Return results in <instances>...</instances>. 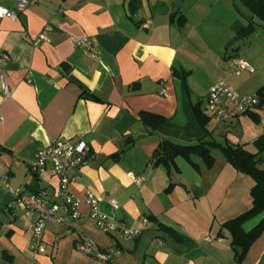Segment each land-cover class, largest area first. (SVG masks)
Masks as SVG:
<instances>
[{"label":"crops","instance_id":"0c3cea01","mask_svg":"<svg viewBox=\"0 0 264 264\" xmlns=\"http://www.w3.org/2000/svg\"><path fill=\"white\" fill-rule=\"evenodd\" d=\"M17 1L0 0V6L14 11ZM27 1L18 20L0 19V77L5 76L10 91L7 96L0 78V264H238L229 233H219L222 224L251 208L254 181L229 164L220 149H211V168L194 156L197 171L179 157L178 171L169 175L166 167L154 165L160 144L200 140L153 131L141 113L183 129L188 123L184 80L190 103L200 104L206 116L207 95L218 83L257 96L264 87V57L244 52L234 27H247L251 20L263 24L242 13L238 0ZM47 28L52 42L36 46ZM79 39H88L98 56L77 48ZM236 58L254 73L239 68ZM250 113L258 123L249 113L225 121L209 115L206 140L229 141L255 153L254 142L264 136V104ZM56 139L85 141L91 148L92 161L82 169L73 194L82 199L92 192L104 213L130 228L143 230L148 219L141 236L122 243L102 234L82 205L80 220L50 224L45 250L31 252L38 216L18 205L4 179L14 189L45 192L47 202L58 203V177L51 170L39 176L31 171L37 152ZM134 178L141 179L140 186ZM159 224L172 227L185 242ZM81 240L94 242L112 260L104 263L81 253ZM243 264H264V233Z\"/></svg>","mask_w":264,"mask_h":264},{"label":"built area","instance_id":"2783aa9c","mask_svg":"<svg viewBox=\"0 0 264 264\" xmlns=\"http://www.w3.org/2000/svg\"><path fill=\"white\" fill-rule=\"evenodd\" d=\"M29 2L18 0L14 11L0 6V19L9 18L18 20L20 14L25 12ZM50 29L41 32L36 40L37 46L41 42L51 43ZM77 48L86 50L93 58L98 56V51L88 39L75 41ZM9 61L10 54L3 57ZM234 63L250 73L254 69L244 60L234 59ZM239 74V73H238ZM1 86L5 88L7 96L10 95L5 76L1 73ZM163 91L162 94H165ZM260 99L258 96L242 95L227 83L222 82L213 86L207 95V110L211 116L219 120H227L231 117H239L259 108ZM92 161L91 148L85 141H69L64 139L53 140L50 146L37 152L35 160L31 166L34 175L51 170L58 177L60 184L57 192L58 203L50 204L45 200V192L39 194H26L22 190L14 189L9 184V178L4 179V186L17 198L18 205L24 210L37 214L38 218L33 227V235L30 242V250L37 255L45 250L44 233L50 224L66 225L81 219V206L85 205L89 209V218L94 222L98 231L107 236L114 237L118 242H131L141 236L143 230L149 226V220L145 219L143 230L128 227L123 221L112 215L104 213L100 207V200L92 193L87 192L84 198H78L73 194V186L80 180L82 169ZM137 186H140L141 179L134 178ZM113 209H118L119 204L111 200ZM212 242L211 238L206 239ZM221 242V240H219ZM77 249L81 253L95 257L101 262L109 263L111 255L90 240H81L77 243ZM33 264H39L34 261Z\"/></svg>","mask_w":264,"mask_h":264},{"label":"trees","instance_id":"16d2710c","mask_svg":"<svg viewBox=\"0 0 264 264\" xmlns=\"http://www.w3.org/2000/svg\"><path fill=\"white\" fill-rule=\"evenodd\" d=\"M238 1L252 14L253 19H257L264 25V0ZM234 29L238 39L245 40L256 32L257 23L251 20L247 27L237 25ZM184 84V110L188 118V123L183 129L179 130L170 120L164 117L146 112L141 113V121L147 128L153 131L162 133L170 131L171 135L182 134L185 137L193 136L194 138H199L200 141L197 144H180L171 140H164L154 153V165H163L167 168L169 175H171L172 170L178 171L175 161L181 157L187 160L198 171V165L193 161V157L197 156L205 162L208 168H211L215 163L211 149H220L229 164L238 172L249 176L254 181L255 184L250 194L252 197L251 208L238 217L222 224L219 233L221 235L222 230L229 233L231 247L235 254V261L238 264H243L251 247L264 233V136L254 142L253 145L256 148L255 153L247 151L244 147L235 146L229 141L222 144L216 141L206 140L210 135L208 125L211 122V118L203 113L200 104L195 106L190 103V93L186 80H184ZM257 96L260 99L259 107H262L264 104V87L258 92ZM249 115H251L255 123L259 122L257 115L250 112ZM173 187L174 185L171 184L167 192H170ZM149 219L153 218L150 217ZM159 228L177 241L185 242L186 240L185 236L179 234L172 227L159 224Z\"/></svg>","mask_w":264,"mask_h":264},{"label":"rangeland","instance_id":"374dc122","mask_svg":"<svg viewBox=\"0 0 264 264\" xmlns=\"http://www.w3.org/2000/svg\"><path fill=\"white\" fill-rule=\"evenodd\" d=\"M243 10L249 12L245 7L241 5L240 11L243 13ZM257 31L246 40L242 42L241 48L247 54H255L257 56L264 57V25L263 27L257 26ZM207 115H211L210 112L206 109Z\"/></svg>","mask_w":264,"mask_h":264}]
</instances>
